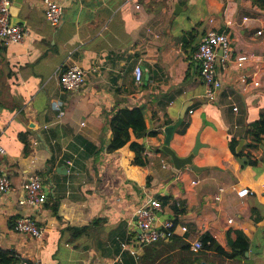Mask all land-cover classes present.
Returning <instances> with one entry per match:
<instances>
[{"label": "crops", "instance_id": "crops-1", "mask_svg": "<svg viewBox=\"0 0 264 264\" xmlns=\"http://www.w3.org/2000/svg\"><path fill=\"white\" fill-rule=\"evenodd\" d=\"M191 1L70 0L58 25L46 19L43 0L21 1L16 13L28 34L0 47V173L15 187L0 199V249L19 257L12 264H264V165L242 169L229 148L230 138L245 139L241 150L264 158V144L246 146L249 123L264 113V9L259 0H193L198 7L182 16ZM211 30L250 57L243 68L219 67L213 101L195 57ZM72 64L87 71L74 92L60 85V68ZM132 107L141 108L147 129L110 150L111 119ZM186 107L170 145L187 156L199 135L200 172L177 170L161 150L165 129ZM33 173L48 194L37 207L20 203ZM151 198L163 204L157 223L177 226L140 247L135 212ZM24 215L43 228L42 238L14 230ZM230 230L248 237L243 257L191 249L210 236L230 253Z\"/></svg>", "mask_w": 264, "mask_h": 264}, {"label": "built area", "instance_id": "built-area-1", "mask_svg": "<svg viewBox=\"0 0 264 264\" xmlns=\"http://www.w3.org/2000/svg\"><path fill=\"white\" fill-rule=\"evenodd\" d=\"M70 0H43L46 19L52 25H58L63 17L64 4ZM13 0H0V47L23 43L28 32L22 25L11 24V7ZM262 32V31H261ZM259 31V34H261ZM200 64V72L205 85L204 96L207 100L213 101L217 98L222 81L218 76L219 67L226 68L231 61H234L238 68H243L250 59L246 53L235 51L228 34L211 30L201 39L195 55ZM136 80L142 78V68L137 65L134 70ZM242 82L247 83V77H242ZM87 81V71L79 64L64 66L60 68V85L65 91H79ZM259 85V82H255ZM236 109V108H235ZM193 113V110L190 111ZM0 128V136L2 134ZM0 153L5 154L6 149L0 143ZM197 181H193L196 183ZM15 187L7 174L0 173V199L3 193L14 192ZM24 198L20 200L22 205L27 204L37 207L47 201L48 194L46 185L37 173L30 174L22 185ZM250 193L248 188L238 191L239 196L245 197ZM216 199L220 200V196ZM163 204L159 199L151 198L148 203L139 207L135 212L136 224L140 229V234L136 238V244L140 247L150 243L158 242L173 234L176 229V221L165 220L161 225L156 221L157 213L162 210ZM14 230L17 233L28 235L32 238H42L43 228L29 215L18 218ZM183 231H187V226H182ZM194 251L203 248L202 240H196L191 244ZM135 251H133V254ZM23 264H44L37 260L31 262L23 260Z\"/></svg>", "mask_w": 264, "mask_h": 264}, {"label": "trees", "instance_id": "trees-1", "mask_svg": "<svg viewBox=\"0 0 264 264\" xmlns=\"http://www.w3.org/2000/svg\"><path fill=\"white\" fill-rule=\"evenodd\" d=\"M258 4L264 9V0H259ZM111 128L113 131V140L109 145L110 150H116L125 146L131 139L133 134H141L147 129L145 116L140 107H132L129 109H124L117 112L111 119ZM248 134L250 142L246 144L247 147L256 148L260 144H264V113L257 119L249 123ZM239 139L232 137L229 139V148L240 163V167L245 169L248 166H253L258 168L264 165V158L259 159L251 152H244L243 150L237 151V146L239 144ZM27 143V141L25 140ZM135 163L144 164L143 161L137 158ZM264 170V168H263ZM56 214V208L54 210ZM18 220V218H17ZM16 220V221H17ZM13 227H15V223ZM235 235L236 238L232 239L231 236ZM203 242V249L205 250H215L231 257H243L249 250V240L244 232L238 230L228 231V242L232 249L230 253H226L224 248L216 242L210 236H206ZM192 249V248H191ZM18 256L9 250L0 249V264H12L18 261Z\"/></svg>", "mask_w": 264, "mask_h": 264}, {"label": "water", "instance_id": "water-1", "mask_svg": "<svg viewBox=\"0 0 264 264\" xmlns=\"http://www.w3.org/2000/svg\"><path fill=\"white\" fill-rule=\"evenodd\" d=\"M21 1L22 0H15L14 3L12 4V7H11V24L12 25H19V23L21 22V19L18 17L16 13V11L19 8L20 9L22 8L20 5ZM187 108L188 107H186L185 111L181 113V117L176 123L167 126V128L165 129L166 138H165L164 144L161 146V150L171 157L173 165L177 170H180L182 168L189 166L194 171L200 172L203 170L202 167H199L194 163L195 156L199 153L200 149L204 146V144L201 143L200 141L199 135L196 139L195 146L193 147L191 153H189V155L187 156L179 155L175 151V149H173L170 145L174 132L176 131L177 127L181 124ZM244 145H245V139H242L237 146V151H241Z\"/></svg>", "mask_w": 264, "mask_h": 264}, {"label": "rangeland", "instance_id": "rangeland-1", "mask_svg": "<svg viewBox=\"0 0 264 264\" xmlns=\"http://www.w3.org/2000/svg\"><path fill=\"white\" fill-rule=\"evenodd\" d=\"M186 4L188 5V8L186 9L185 12L182 13V16H183V15H187V14H189V13H192L191 5H192L193 7H195V8L198 7V4H197V6H196L195 3H193V0L191 1V3H186ZM200 9H201V8H198V10H200Z\"/></svg>", "mask_w": 264, "mask_h": 264}]
</instances>
